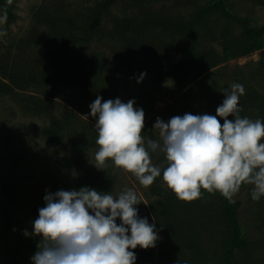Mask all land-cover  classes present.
<instances>
[{
    "label": "trees",
    "instance_id": "16d2710c",
    "mask_svg": "<svg viewBox=\"0 0 264 264\" xmlns=\"http://www.w3.org/2000/svg\"><path fill=\"white\" fill-rule=\"evenodd\" d=\"M247 1L264 7V0H241L246 7ZM41 2L32 11V29L18 40L12 39L18 43L16 51L0 54V118L5 124L19 116L38 118L40 125L35 138L59 148L62 153L56 163L60 169L74 172L75 181L67 187L61 181L55 189L42 191L33 200L29 216L17 219L24 226L19 228L20 232L32 231V221L45 206L46 192L89 186L113 195L119 175L125 172L111 160L106 162L105 170L97 169L92 163L99 146L95 143L98 135L95 118L88 114L89 105L96 98H84V92L90 91L95 80L109 70L106 53L91 48L95 41L111 42L118 47L119 62L111 71L115 76L131 77L133 72H146L152 76L158 92L173 97L185 91L177 104L160 112L149 104L142 106L145 124L141 135L146 139L157 138L152 129L157 117L167 122L185 113L206 114L212 102L224 95V88L233 83L245 88L239 101L240 115L264 120V74L255 73L258 80L254 82L246 80L248 66L233 72L219 69L206 74L219 65L264 49V23L259 24L258 18L249 14L242 15L241 2ZM117 5L119 9L115 13ZM0 10L7 13L5 23L10 26L15 15L10 0H0ZM106 21L108 25L104 24ZM211 22L213 25L209 26ZM261 62L264 63V58ZM33 87L39 91L32 90ZM68 92L79 98L70 103L61 102ZM9 100L13 104H2ZM218 119L223 124V118ZM151 159L161 169L166 167L164 154L151 153ZM243 188L244 198L236 195L234 202L227 201L219 192L212 194L203 189L200 198L188 202L179 200L162 176L156 178L145 189V198H141L147 205L142 202L137 207L141 217H148L150 223L156 224L160 239L154 248L138 246L134 250L136 264H264V237H251L248 228L251 221L242 219L241 214L247 203L244 211L252 212L259 223L254 225H261L264 234V197L253 201L252 186L242 185ZM5 192L9 200L2 208L5 225L0 230V264H31L40 237L20 235L15 249L4 250V246L16 239L14 233L8 232L19 200L7 189ZM17 222L14 220L15 228ZM20 252L24 255L19 256Z\"/></svg>",
    "mask_w": 264,
    "mask_h": 264
},
{
    "label": "clouds",
    "instance_id": "9594fccd",
    "mask_svg": "<svg viewBox=\"0 0 264 264\" xmlns=\"http://www.w3.org/2000/svg\"><path fill=\"white\" fill-rule=\"evenodd\" d=\"M146 75L141 73L137 82ZM222 92L225 98L216 115L185 113L167 122L157 117L152 127L156 139L141 135L145 111L134 107V99L125 103L98 96L88 114L95 118L99 146L92 163L105 170L111 160L145 188L162 176L182 201L200 198L203 189L234 202L242 185H251V199L259 201L264 197V120L240 115L242 84L233 83ZM151 153H163L166 167L153 164ZM43 200L32 231L24 232L40 237L31 264H136L134 250L154 248L160 239L156 224L139 215L137 206L147 203L133 188L114 197L83 186L48 191Z\"/></svg>",
    "mask_w": 264,
    "mask_h": 264
},
{
    "label": "rangeland",
    "instance_id": "374dc122",
    "mask_svg": "<svg viewBox=\"0 0 264 264\" xmlns=\"http://www.w3.org/2000/svg\"><path fill=\"white\" fill-rule=\"evenodd\" d=\"M41 1L42 0H10V6H12L13 13L15 14L14 21L10 26L5 23L7 20V13L0 10V54L16 51L18 43H14L12 39L15 37L18 40L32 29L31 27L34 23L32 11L42 3ZM233 1H236V3L241 2V0ZM241 4L244 7H242V15L247 16L249 14L258 18L257 21L259 24L264 23L263 6L247 1V7L248 4L251 6L248 7L251 8L248 10L245 6L246 3L244 4L241 2ZM118 9V5L114 6L115 13ZM104 24L108 25V22L106 21ZM211 25H213L212 22L209 23V26ZM158 42L159 41L156 43L158 44ZM12 43H14L13 46H11ZM91 48L92 50L106 53L108 62L107 69L109 70H106L104 74L95 80L94 86L90 91L84 92V98H97L98 96L113 100L120 98L125 103L130 99H134L136 101L134 107H142L149 104L154 106L156 112H160L171 104H177L178 100L185 92L182 91L173 97H169L164 92H158L154 87L155 83L152 82V76L149 73H147L140 83L137 82L141 74L138 72H133V76L131 77H125L121 74L115 76L111 71L119 62L116 49L118 47L111 42L95 41ZM262 58H264V49L262 51H256L251 55L231 60L229 63L219 65L206 74L209 75L211 71L219 69L224 73L233 72L238 67L248 66L250 68L246 74V80L254 82L258 80L254 77L255 73L260 75L264 74V63L261 62ZM218 77L220 78L221 75ZM202 78L203 76H201L199 80ZM32 90L39 91V88L33 87ZM68 93L69 95L63 93L65 98L62 99L61 102L70 103V101L74 102L79 98L77 94ZM224 98V95H222L221 98H216L217 100L215 99L212 102V107L206 114L216 115V108L222 104ZM2 104L11 105L13 102L9 100ZM80 105L81 104H77L79 107ZM153 114L148 118H151ZM3 119L5 118L3 117ZM39 125L40 120H38V118L19 116L13 118L10 124L2 123V118H0V131L6 132L0 133V230H2L5 225V217L2 214V208L6 206V202L9 200L5 190L7 189L19 199L17 202L18 211H13L17 214H12L13 224L8 232L14 233L16 239L10 241V247L4 246V250L12 251L16 248V241L18 242L19 236H25L24 233L19 230L20 227L23 228L24 226L19 224L17 219L21 216H29L30 207L34 203L33 200L39 197L42 191L45 189H55L57 183L61 181L66 187L71 183L73 184L75 181L74 172L60 169L59 165L56 163L57 158H59L58 156L62 153L59 151V148L43 143L35 138L36 129ZM7 138L9 139L6 141ZM152 162L156 165V161L152 160ZM127 188H133L140 198H145L144 193L146 188L140 185L137 178L130 172H124L119 175L116 188L113 192L114 197ZM245 192L246 190L243 188L240 189L236 195L244 198ZM246 207L247 203L244 204L241 214L242 219H246L248 222L249 220L251 221L248 227L250 236L257 238L261 235L264 237L263 230L260 229L261 225H254L259 223L256 221L252 212L244 211ZM12 210H15V208H12ZM251 210L254 209L252 208ZM14 220L17 222L16 228ZM18 230L19 234H17ZM6 236L9 235L6 233ZM22 255H24V253L20 252L19 256Z\"/></svg>",
    "mask_w": 264,
    "mask_h": 264
}]
</instances>
